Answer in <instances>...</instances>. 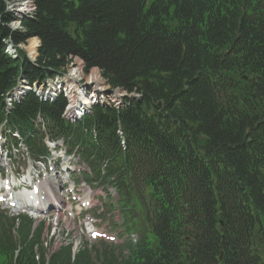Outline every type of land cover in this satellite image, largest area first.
Instances as JSON below:
<instances>
[{
	"label": "trees",
	"instance_id": "obj_1",
	"mask_svg": "<svg viewBox=\"0 0 264 264\" xmlns=\"http://www.w3.org/2000/svg\"><path fill=\"white\" fill-rule=\"evenodd\" d=\"M34 4V19L13 32L0 0V118L20 71L40 81L76 57L85 72L98 68L111 87L140 92L120 109L96 105L78 122L62 118L63 96L47 103L29 93L6 120L43 152L34 123L40 114L48 132L79 146L93 169L105 163L127 230L145 232L135 244L101 243L94 259L87 248L71 259L63 245L45 261L38 232L30 236L31 220L19 217L16 242L0 215V264H250L239 236L257 214L264 216V178L255 168V155L264 154L258 146L264 127L255 126L264 124V0ZM6 37L15 43L36 37L35 64L22 52L21 59L5 54Z\"/></svg>",
	"mask_w": 264,
	"mask_h": 264
},
{
	"label": "rangeland",
	"instance_id": "obj_2",
	"mask_svg": "<svg viewBox=\"0 0 264 264\" xmlns=\"http://www.w3.org/2000/svg\"><path fill=\"white\" fill-rule=\"evenodd\" d=\"M14 24L16 26H18V24L16 22H14ZM30 41H34L35 43H37V38L33 37L31 39L28 40V44L26 46L29 45ZM20 63V62H19ZM81 75V74H80ZM120 201V197L119 195H115L113 194V196H109V200L107 201L108 207H112L114 212L112 213V211L110 210V208H105V218L109 219V223H112L115 227V229L118 231L122 230L123 232V221L122 218L120 217V214L118 213V211L116 210L115 207H119L118 206V202ZM123 203L121 202L120 205H122ZM1 212L3 211V213H5L6 215H8L10 217V212L9 210H5L3 209V207H0ZM67 216H65V218H61L59 219V223H58V229L60 231H57L54 235H52V238L50 241H46L47 244V250L49 251H53L54 249H56L57 247H59L61 245V242L66 243V240L72 239L74 238L73 236H77L76 232H73V234L66 236L65 231L66 229H72V227H74V225L72 224V222L68 223V220L66 219ZM107 222L103 221L99 224L100 228H104L106 226ZM132 226V222L129 223ZM124 235H129L127 233H123ZM140 232H136L130 235V239L134 240L136 238V240L139 239L140 237ZM148 236H150V232H148ZM127 236H124V238H126ZM44 239H46V236L44 234ZM76 241H82V239L78 236L77 238H75ZM129 240V239H128ZM126 240V241H128ZM92 249H96L97 248V243L95 245H91ZM125 254V252H124Z\"/></svg>",
	"mask_w": 264,
	"mask_h": 264
},
{
	"label": "bare ground",
	"instance_id": "obj_3",
	"mask_svg": "<svg viewBox=\"0 0 264 264\" xmlns=\"http://www.w3.org/2000/svg\"><path fill=\"white\" fill-rule=\"evenodd\" d=\"M4 2L6 4L7 10L17 14L18 18H21L22 15H25L26 17H32L35 14L36 7L34 5L33 0H4ZM14 22H16L18 26H16ZM10 26L14 29L23 30L19 19H15L14 21H12L10 23ZM38 44H39L38 40H37V43H35L34 41H30L29 46H28L29 54L31 55L34 54V51H36V47ZM70 66L72 67V71L74 73L79 74L81 73L83 63L81 62V60H79L76 57L73 59V61L70 62ZM90 82L91 84L94 83V79L91 78ZM88 88L89 86L87 87L86 90H88Z\"/></svg>",
	"mask_w": 264,
	"mask_h": 264
},
{
	"label": "flooded vegetation",
	"instance_id": "obj_4",
	"mask_svg": "<svg viewBox=\"0 0 264 264\" xmlns=\"http://www.w3.org/2000/svg\"><path fill=\"white\" fill-rule=\"evenodd\" d=\"M260 222H261V223H264V220H261Z\"/></svg>",
	"mask_w": 264,
	"mask_h": 264
}]
</instances>
